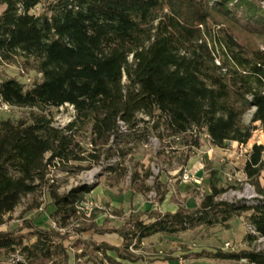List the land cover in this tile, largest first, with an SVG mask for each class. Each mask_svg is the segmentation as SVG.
Returning a JSON list of instances; mask_svg holds the SVG:
<instances>
[{
  "label": "trees",
  "instance_id": "16d2710c",
  "mask_svg": "<svg viewBox=\"0 0 264 264\" xmlns=\"http://www.w3.org/2000/svg\"><path fill=\"white\" fill-rule=\"evenodd\" d=\"M264 0H0V62L24 60L41 80L24 89L16 79L0 78V105L35 109L29 119H0V226L21 200L47 187L52 217L65 223L92 191L82 185L58 194L48 184L50 168L97 162L76 139L89 128L92 146L119 136L118 121L130 128L152 123L168 138L195 136L224 148L246 145L259 123L264 134ZM41 11L33 10L40 6ZM220 26L218 29H215ZM71 107L74 120L53 125L46 109ZM252 112L249 123L245 115ZM264 146L254 144L243 166L248 180L264 171ZM189 156L186 157V161ZM89 166L77 168H88ZM251 204L217 200L225 192L209 178V194L194 210L174 213L147 210L118 228L89 225L97 234L115 232L120 247L75 241L89 249L95 263L133 264L129 253L154 235L173 236L197 227H230L244 218L250 243L264 238V188ZM145 217V219H143ZM26 230V231H25ZM25 231V232H24ZM59 234L23 221L0 231V257L12 264H79L70 262ZM84 245V246H83ZM114 253L115 257L107 255ZM199 258L245 260L264 264V248L238 253H202Z\"/></svg>",
  "mask_w": 264,
  "mask_h": 264
},
{
  "label": "rangeland",
  "instance_id": "374dc122",
  "mask_svg": "<svg viewBox=\"0 0 264 264\" xmlns=\"http://www.w3.org/2000/svg\"><path fill=\"white\" fill-rule=\"evenodd\" d=\"M41 7L42 5L37 6L33 12L39 13ZM262 7L264 8V3ZM0 78L16 79L24 85V89L31 88L33 83L41 80V76L24 66V60L19 57L11 63L0 62ZM32 113L36 114L38 111L12 108L9 112L0 111V119L15 122L29 119ZM46 113L52 117L53 125L58 128H63L74 120V112L67 106L59 109L48 108ZM251 115L252 111L245 115L246 124L249 123ZM255 126L257 130L246 145L232 148L231 143L225 144L224 151L232 153L229 158L221 156V151L215 149L205 135L198 137V148H190L189 143L195 136L168 138L163 130H156L152 123L127 128L128 133H121L118 137L110 135L105 143L97 146L91 145L89 128L81 129L77 126L76 139L85 151L82 155L96 154L99 156L97 162L69 163L64 168L51 167L48 175V184L55 185L54 189L61 195L82 185L92 187V191L76 205L75 216L65 223L57 222L52 217L54 206L51 204L48 188L44 187L37 193L24 197L14 212L5 216L3 229L13 230L23 221H31L33 225L36 222L38 227L50 228L59 234L71 263L92 264L86 262L88 257H92L91 254L88 255L89 249L86 256H83L84 248L75 247V241L120 247L121 244L116 243L121 239L115 232L97 234L91 229L79 233L77 230L80 227L93 224L99 228H118L127 218L149 209L166 213L168 211H163L161 205L168 194H171L170 201L176 204L177 209L181 207L194 210L204 196L209 194V178L213 172L216 174L217 187L225 190L217 200L251 204L259 196L255 183L264 188V171L257 182L246 179L243 173V166L249 158L252 145L264 143V135L259 125ZM210 149L216 151V154H206V159L209 160L203 162L202 173L198 176L199 184L182 183L180 177L186 170L189 159L199 153L200 156H205L204 152ZM187 156L189 158L186 161ZM246 233L244 218H235L228 229L221 226L197 227L173 236L154 235L144 239L138 249L129 248L128 251L134 257H140L133 264H152L155 261H158L157 264H248L242 260L226 261L197 256L202 253H238L264 248L263 240L250 243ZM226 242L230 244L232 251L224 248ZM107 255L115 257L112 252ZM9 257L2 255L0 264H12ZM95 260V263L107 264L98 252Z\"/></svg>",
  "mask_w": 264,
  "mask_h": 264
},
{
  "label": "crops",
  "instance_id": "0c3cea01",
  "mask_svg": "<svg viewBox=\"0 0 264 264\" xmlns=\"http://www.w3.org/2000/svg\"><path fill=\"white\" fill-rule=\"evenodd\" d=\"M256 124L259 125V123H256ZM231 144H232L231 145L232 148L234 146H240L236 142L231 143ZM262 146H264V143H262ZM214 148L217 149L218 151H221V153H222L221 156H223V157L226 156V158L231 157V154L232 153H229L228 154L226 151H224L225 150L224 148H222V149L221 148H216V147H214ZM211 152H214L216 154V151H213V150L210 149L206 153L204 152L203 155H205V156H200L201 153H199V155L190 158L189 161H188V166L186 167V170L185 171L190 172L195 178L198 179V176L202 173L203 162L206 161V160H209V159H206L207 158L206 157V154H208V156H209L211 154ZM170 197H171V194H168L166 196V198L164 199V201H163V203L161 205V208H162L163 211H168L170 213H174L176 211V209H177V206H176V204L171 203ZM6 216H8V215H6ZM35 225L36 226H39V224L36 223V222H35ZM3 228H4V225L0 226V231H5L6 230V229H3ZM116 244H119L120 245L121 244V240L118 243H116ZM157 263H158V261H155L152 264H157Z\"/></svg>",
  "mask_w": 264,
  "mask_h": 264
},
{
  "label": "built area",
  "instance_id": "2783aa9c",
  "mask_svg": "<svg viewBox=\"0 0 264 264\" xmlns=\"http://www.w3.org/2000/svg\"><path fill=\"white\" fill-rule=\"evenodd\" d=\"M71 108V107H70ZM12 108L9 106V105H7V104H1L0 105V111H2V112H9L10 110H11ZM72 109V108H71ZM117 125H118V132H119V134H121V133H128L126 130H127V128H130V127H128V126H126L123 122H121V121H118V123H117ZM137 128V127H136ZM131 129V128H130ZM113 162L115 161V159H113L112 160ZM111 166V165H110ZM180 179H181V182L182 183H193V184H196V185H198L199 184V180L197 179V178H195L190 172H187V171H184L183 173H182V175H181V177H180ZM256 198H260V196H257ZM261 240H263L264 241V238H261V239H259L258 241H261ZM224 248L226 249V250H233L232 249V247L230 246V244L228 243V242H226L225 244H224ZM242 262H245V260H242Z\"/></svg>",
  "mask_w": 264,
  "mask_h": 264
}]
</instances>
